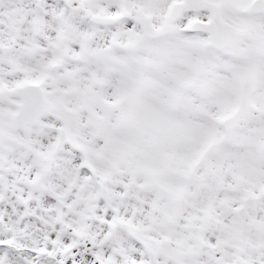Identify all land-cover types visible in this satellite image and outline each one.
Masks as SVG:
<instances>
[{"label": "snow or ice", "instance_id": "snow-or-ice-1", "mask_svg": "<svg viewBox=\"0 0 264 264\" xmlns=\"http://www.w3.org/2000/svg\"><path fill=\"white\" fill-rule=\"evenodd\" d=\"M0 264H264V0H0Z\"/></svg>", "mask_w": 264, "mask_h": 264}]
</instances>
